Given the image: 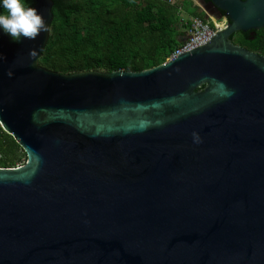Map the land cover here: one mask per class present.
Masks as SVG:
<instances>
[{"label":"water","instance_id":"water-1","mask_svg":"<svg viewBox=\"0 0 264 264\" xmlns=\"http://www.w3.org/2000/svg\"><path fill=\"white\" fill-rule=\"evenodd\" d=\"M34 2L49 32H0V126L27 157L0 169V264H264V57L232 42L264 0H202L225 29L156 68L74 74L40 65L54 2Z\"/></svg>","mask_w":264,"mask_h":264},{"label":"trees","instance_id":"trees-1","mask_svg":"<svg viewBox=\"0 0 264 264\" xmlns=\"http://www.w3.org/2000/svg\"><path fill=\"white\" fill-rule=\"evenodd\" d=\"M27 2L34 7V0ZM53 2L54 20L40 65L60 74L140 73L156 68L180 48L183 31L191 27L190 21L181 19L179 0ZM232 42L264 57V29L236 34ZM26 161L23 150L0 126V169H14Z\"/></svg>","mask_w":264,"mask_h":264},{"label":"clouds","instance_id":"clouds-1","mask_svg":"<svg viewBox=\"0 0 264 264\" xmlns=\"http://www.w3.org/2000/svg\"><path fill=\"white\" fill-rule=\"evenodd\" d=\"M50 31L49 23L42 12L32 7L27 0H0V32L15 42L24 39L35 41L42 33ZM37 50H30L35 56ZM5 59L0 55V60ZM11 77L14 73L9 69L6 73ZM195 143H201L198 133H193Z\"/></svg>","mask_w":264,"mask_h":264},{"label":"built area","instance_id":"built-area-1","mask_svg":"<svg viewBox=\"0 0 264 264\" xmlns=\"http://www.w3.org/2000/svg\"><path fill=\"white\" fill-rule=\"evenodd\" d=\"M180 12L183 11L180 9ZM186 21L191 22V27L183 31L185 34L184 42L181 43L180 48L167 61L208 44L218 32L225 29V23L222 20L208 21L188 17Z\"/></svg>","mask_w":264,"mask_h":264},{"label":"rangeland","instance_id":"rangeland-1","mask_svg":"<svg viewBox=\"0 0 264 264\" xmlns=\"http://www.w3.org/2000/svg\"><path fill=\"white\" fill-rule=\"evenodd\" d=\"M179 6L182 7L183 9V12H180V16L183 21H186L188 17L199 18L201 16H203L204 19L208 21L217 20L216 16H213V15L207 16V14L203 13L202 7L199 4L198 0H187V3H184L183 0H179ZM190 13H195L197 17L192 16V14ZM23 165H24L23 162L18 163L16 168L22 167Z\"/></svg>","mask_w":264,"mask_h":264},{"label":"flooded vegetation","instance_id":"flooded-vegetation-1","mask_svg":"<svg viewBox=\"0 0 264 264\" xmlns=\"http://www.w3.org/2000/svg\"><path fill=\"white\" fill-rule=\"evenodd\" d=\"M199 1V3H201L202 2V0H198ZM204 7H205V9H207V11L211 14V15H213V16H221V14L223 13V12H220V11H218L217 9H215L212 5H210L209 3H207V4H205L204 5ZM202 10H203V13H205V10L202 8ZM206 14V13H205ZM226 17V16H225ZM225 17H223V18H225ZM227 23H229V21H228V19H227Z\"/></svg>","mask_w":264,"mask_h":264}]
</instances>
